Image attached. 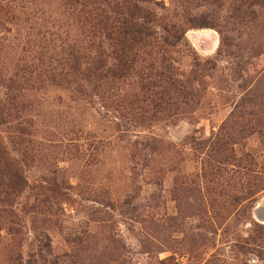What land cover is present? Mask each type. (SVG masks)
<instances>
[{
	"label": "rangeland",
	"instance_id": "374dc122",
	"mask_svg": "<svg viewBox=\"0 0 264 264\" xmlns=\"http://www.w3.org/2000/svg\"><path fill=\"white\" fill-rule=\"evenodd\" d=\"M126 1L0 0V264H264V0Z\"/></svg>",
	"mask_w": 264,
	"mask_h": 264
},
{
	"label": "trees",
	"instance_id": "16d2710c",
	"mask_svg": "<svg viewBox=\"0 0 264 264\" xmlns=\"http://www.w3.org/2000/svg\"><path fill=\"white\" fill-rule=\"evenodd\" d=\"M127 1L125 0V5L127 7V10L130 9V14H129V17L131 18L129 20V22H132L133 18H135L136 15H138L140 12L139 11H142L143 8H141L140 6L138 5H133L131 6V8L128 7ZM136 13V14H134ZM148 11H146L144 13V17H148ZM142 17H143V12H142ZM125 24H126V21H125ZM130 29V30H129ZM124 30H127L125 32H128V33H132L133 32V37L131 38V40H133L134 38L136 39L138 37L139 34L143 33L144 30H145V25H144V22H135V23H131L130 26L126 25V27L124 26ZM123 30V31H124Z\"/></svg>",
	"mask_w": 264,
	"mask_h": 264
}]
</instances>
